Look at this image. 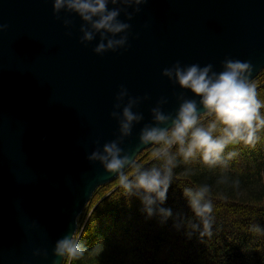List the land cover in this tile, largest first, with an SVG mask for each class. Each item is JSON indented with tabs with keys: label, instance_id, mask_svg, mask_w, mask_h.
I'll return each instance as SVG.
<instances>
[{
	"label": "water",
	"instance_id": "95a60500",
	"mask_svg": "<svg viewBox=\"0 0 264 264\" xmlns=\"http://www.w3.org/2000/svg\"><path fill=\"white\" fill-rule=\"evenodd\" d=\"M60 16L70 35L52 0H0V264H51L56 241L75 237L95 192L118 178L87 157L119 135L111 112L121 85L150 97L121 145L134 163L150 149L139 134L157 100L167 97L165 112L178 107L164 68L220 71L231 57L251 61L252 81L264 71V0H149L130 22L128 50L103 55L98 37L80 42L78 16Z\"/></svg>",
	"mask_w": 264,
	"mask_h": 264
},
{
	"label": "clouds",
	"instance_id": "9594fccd",
	"mask_svg": "<svg viewBox=\"0 0 264 264\" xmlns=\"http://www.w3.org/2000/svg\"><path fill=\"white\" fill-rule=\"evenodd\" d=\"M149 0H52L53 12L66 29L71 20L61 18L60 13H72L82 21L80 42L84 45L97 40L93 49L96 55L106 52L127 51L130 47L131 21L141 12ZM123 15L124 19H121ZM7 24H0V32ZM251 61L226 57L221 70L213 64L183 65L176 61L162 71V76L179 87L175 94L178 107L165 112L167 97H160L151 108V122L144 124L139 134V146H150L154 161L150 166L135 165L129 176L126 172L133 158L121 147L125 138L131 136L135 125L144 120L139 106L150 97H133L126 86L121 85L113 104L111 117L118 123L117 139L97 147L88 155L90 162H99L108 174H115L125 196L137 197L146 219L159 218L161 225L171 218L176 231L184 230L187 238L199 232L211 235L214 224L212 186L207 183L188 184L182 188L183 196L193 214L185 217L182 212L164 207L170 186L176 175L175 169L199 163L209 169L229 167L238 156V150L230 146L243 145L255 148L264 132V99H260L250 79L253 71ZM191 93L188 97L185 93ZM99 144V141H97ZM186 172H192L187 167ZM228 177L217 181L227 183ZM239 186V180L232 181ZM87 251L86 246L73 234L58 239L53 249L51 264H63L65 258L78 259ZM34 256L47 258V252L36 250Z\"/></svg>",
	"mask_w": 264,
	"mask_h": 264
},
{
	"label": "trees",
	"instance_id": "16d2710c",
	"mask_svg": "<svg viewBox=\"0 0 264 264\" xmlns=\"http://www.w3.org/2000/svg\"><path fill=\"white\" fill-rule=\"evenodd\" d=\"M252 82L264 99V71ZM260 135L255 148L230 146L239 154L224 171L199 163L175 169L164 207L191 218L181 187L211 185L215 205L211 235L196 232L189 239L183 229L176 231L171 218L163 225L158 217L146 219L140 200L125 196L118 177L95 192L78 220L76 239L87 251L78 259L66 258L64 264H264V132ZM152 163L150 148L126 172L131 176L135 165ZM187 167L193 171L186 172ZM221 176H227L228 182L218 184ZM237 179L235 187L232 181Z\"/></svg>",
	"mask_w": 264,
	"mask_h": 264
},
{
	"label": "rangeland",
	"instance_id": "374dc122",
	"mask_svg": "<svg viewBox=\"0 0 264 264\" xmlns=\"http://www.w3.org/2000/svg\"><path fill=\"white\" fill-rule=\"evenodd\" d=\"M94 210H95V206L91 208V211L89 212V214H88V216H87V218H86V222L84 223V225L87 223V221H89V219H90L92 213L94 212ZM88 218H89V219H88ZM137 260H138V263H140V260H141V259H137Z\"/></svg>",
	"mask_w": 264,
	"mask_h": 264
},
{
	"label": "bare ground",
	"instance_id": "6f19581e",
	"mask_svg": "<svg viewBox=\"0 0 264 264\" xmlns=\"http://www.w3.org/2000/svg\"><path fill=\"white\" fill-rule=\"evenodd\" d=\"M90 202H91V201H90ZM88 205H89V204H88ZM88 205H87V206H88ZM86 208H87V207H86ZM86 208H85V209H86ZM85 209H84V211H85ZM84 211H83V212H84ZM82 214H83V213H82ZM82 214H81V215H82ZM80 217H81V216H80ZM80 217H79V218H80ZM78 220H79V219H78ZM78 230H79V225H78ZM78 230H77V233H76V235H75V238L77 237ZM65 259H66V258H65ZM64 262H65V260H64ZM63 264H64V263H63Z\"/></svg>",
	"mask_w": 264,
	"mask_h": 264
}]
</instances>
